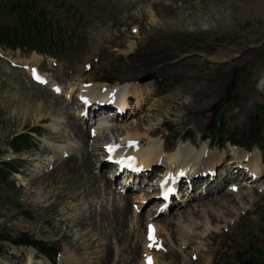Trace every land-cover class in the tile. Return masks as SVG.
Here are the masks:
<instances>
[{
	"label": "rangeland",
	"instance_id": "rangeland-1",
	"mask_svg": "<svg viewBox=\"0 0 264 264\" xmlns=\"http://www.w3.org/2000/svg\"><path fill=\"white\" fill-rule=\"evenodd\" d=\"M36 1L52 23L58 42L55 56L0 47V159L16 157L8 146L15 134L34 126L44 130L42 136L31 133L37 147L22 154V167L10 177L14 186L0 182V264H68L63 259L66 251H73L74 259L81 257L79 264H146L147 257H151V264H240L239 258L251 254L255 258L264 252V165L253 183L240 174L227 180L224 172L225 167L232 166L226 163L234 159L233 146L201 140L207 135L211 108L226 93L229 101L222 114L233 135L242 133L255 107L264 104V0ZM27 59L29 64L19 63ZM31 67L48 76L49 84L55 83L60 91L33 81ZM146 74H154V79L140 82ZM135 83L141 89L130 94L115 119L109 121L100 112L94 120L91 111L82 113L78 98L89 95L93 85L106 86L108 97L110 92L120 93ZM72 121L79 122L84 137L71 128ZM167 126L172 129L167 130ZM144 128L153 132L145 133ZM131 132L142 135L138 144L141 150L153 141L162 142L163 162L167 152L184 144H191L197 152L209 144L194 157L208 150L212 158L218 155L224 159L214 171L203 173L212 179L206 187L212 189L210 193L201 194L203 180L183 182L188 188L182 186L184 193L171 203L170 210L152 218L160 226L158 242L155 240L158 249H150L144 224L151 208L158 205V198L152 195L157 192L153 183L163 170L161 164L150 175L156 176L152 182L143 170L123 189L125 192L112 178L108 188L98 193L75 196L76 178L81 188L87 189L81 182L85 174L79 166L83 147L92 155L91 170L99 176L105 168L101 165L105 146L111 144L106 147L127 153L129 147L124 144ZM70 154L75 156L78 170L64 173L60 164ZM105 174L108 181L109 171ZM238 183L244 197L240 203L238 198L231 203L223 193ZM126 195L129 205L124 207ZM198 195L199 209L205 203L226 201L220 210L225 211L224 219L229 222L209 216L219 227L208 229L199 213H194L199 222L196 228L184 221L181 216L197 208L192 199ZM187 202L191 210L186 208ZM100 203L124 210L116 219L100 221L98 227L108 237L103 241L107 244L85 240L75 245L76 233L91 227H76V221L93 208L98 210ZM26 237L58 249L54 262L31 247L14 244V240Z\"/></svg>",
	"mask_w": 264,
	"mask_h": 264
},
{
	"label": "bare ground",
	"instance_id": "bare-ground-1",
	"mask_svg": "<svg viewBox=\"0 0 264 264\" xmlns=\"http://www.w3.org/2000/svg\"><path fill=\"white\" fill-rule=\"evenodd\" d=\"M30 61L31 60L28 61V59H27V60L19 61V63L20 64H29ZM43 77L45 79V85L49 84L50 79L48 78V76L44 75ZM49 87L51 89H53L55 92L60 91L59 86H57L55 83H52L51 85L49 84ZM141 87L142 86L135 83L132 86L124 88V90H122L120 93H118L119 99H121L120 101H124V102L117 103L118 106L120 108H124L126 106V104L128 103V102L126 103V101L130 98V94H132V95L135 94L137 91H139L141 89ZM105 90H106V86H103L101 84H98L96 86V84H95L90 88V94L85 97V102H87L89 104L88 110L91 111V113L94 117V120H95V118H97L99 116L98 113H100L101 111L109 110V105H107V103H106L108 98H107V94H105ZM118 106L116 105L115 109ZM82 107H83L82 109L84 110V106H82ZM69 125L71 126V128L75 131V133L78 136L84 137L83 133L80 131L79 122L72 121L71 123H69ZM115 130H117V129H115ZM152 132H153V130L150 128L145 129V133H152ZM140 136H142V135H140ZM140 136L138 133H132V132L127 133V141L131 140V139H136V141H137L136 142L137 144H135L132 147H129L127 154L131 153L129 155H132V157L135 159L137 165L141 166L142 169L147 170L146 174H147V178L149 181L152 182V180H153L152 178L156 177L155 175H153V177H150V175L152 174V172H154L153 170H155V168L159 167L161 164L163 166V171H161L160 173H157V174H159V178H166V175L169 176V179L166 180L167 186H170L172 184V177L173 176H181L182 174H184L185 178L183 179V181L181 180V183H179V191H180V189H182V186H184L182 184V182L186 183L187 178L190 179V182H192L193 180H197L199 178L200 181L203 180L202 181L203 184L201 186H204L203 190L201 191V194L203 195L204 193H207V192L210 193L211 192L212 189L207 190V188H206L209 185H211V181H212V179H210L211 177L206 178L204 176L203 177L205 179L204 180L202 178V175L204 172L214 171V169H216L218 164H222L224 161L223 156L220 157L218 155H215V157L212 158L210 155V152L208 150H206V152L202 156L194 157V155L196 153H198L199 151H200L199 153H201V151H203V149H207L209 147V144H207L206 146H202V149L199 150L198 152H197L196 148L193 147L191 144L190 145L188 144V146H186L185 144H184V146H177L175 150H173L171 152H167L166 162H163V160L161 158L162 151H163L162 142L156 143L155 141H153L152 142L153 144H151L150 147L141 150L138 147V144L140 141L139 140ZM140 139H141V137H140ZM124 145L126 146V144H124ZM110 147H112V146H110ZM191 150H195V151H193L194 154L192 152L185 154L186 151H191ZM232 150H233L232 155H233L234 159L229 160V162L226 163L227 165L232 164V166L231 167L230 166L225 167V169L227 171L224 172L225 174L227 173V175H226L227 180L228 179L230 180V178L234 179L235 178L234 175L236 176V175L240 174L243 176L242 178L244 180H246V182L253 183L254 179L255 178L258 179V177L262 174V170H263L262 169L263 164L261 162V157L258 156V151L256 149H253L252 151H245L244 149H240V148H237L234 146H233ZM113 152H115V155L110 157V159H111L110 162H112V159L117 157L118 155L125 157L124 155H122L120 153L118 154L117 150H115V149ZM169 154L172 156H169ZM198 154H196V155H198ZM103 157H105V156H103ZM74 158H75V156L70 154L67 158H65L61 161L60 165L63 166V169L65 170L64 173L66 171L69 173H74L75 171L78 170V166H77V164H75L76 158L75 159ZM79 158H80V160H79L80 171L82 170L85 174V175H83L81 182L83 185H85L87 187V189L81 188L80 183H79V179L76 178V180L73 181L77 185L75 187L76 191L78 190L76 192L75 196H85V195H89V194H95V193L100 192L102 190V188L103 189L108 188L109 183L112 181L111 179L113 178V175L109 174L110 175L109 178L107 177L109 180L107 181L105 179V177H106L105 173L108 171L110 172V169L108 166L110 163L103 162L101 164L102 167L103 168L105 167V168L101 169L102 173H100V175L98 176V175H95L93 173V171L91 170V168L93 166V158H92V155L90 153L86 152L85 147H83L82 155ZM243 161H245V163H243ZM234 163H236V166H234ZM240 164L242 165L241 167L245 168V172L240 169ZM53 169H55V168H53ZM53 169L51 170V173H55V171H53ZM135 178H136V176L134 177V175H133L132 178L128 177L124 181L125 182L127 181V184H129L130 181H133ZM101 181H103V182L101 183ZM238 184L239 185H237V186H230L229 190L227 192L223 193V195L229 196V202H231V203H234L236 201L235 199H237V198L239 199L238 203H240L241 198L244 197L243 194L240 193V191H239L241 188L240 183H238ZM155 185L157 188L158 183H156ZM119 187H120V184H119ZM179 191H177V192L179 193ZM158 193H159V191L157 189V192H155V194H153L152 196L157 198ZM206 195L207 194H205L203 196V198H205ZM199 199H200L199 195L197 198L192 199V201H194V207H197L199 205V202H200ZM124 200H125L124 207H127L129 205V195H126ZM211 202H213V200H211ZM225 202L226 201L219 202V203L217 202L216 204L218 206H216V204L213 205V203H212V205H207L205 203V205H203V207H201L200 209L198 207L195 209V211L192 209V211L190 213H188L186 215V217L185 216H181V217L186 218V220H184V221H189L191 224L194 225L193 228H196L199 225V222L194 219L195 218L194 213L202 214L205 218V220L203 221L204 225L208 229H211L213 227V228H216L215 230H217V228L219 227V224L218 223L213 224L212 222H210L209 216L214 217V218L218 219L219 221H221V220H223L225 222L228 221V219L227 218L224 219V216H223L225 211L220 210L221 207L225 206ZM111 203H114V199H112ZM162 206H164V205L158 203V205H156L155 209L151 208V213L149 214V217L144 224L146 226V230L148 229L147 233L149 231H152L153 233H155V237L153 240H147L146 239L147 242H149V243L151 242L152 244L156 243L155 240L157 239V235L160 232V226L157 225L156 223L152 222V218L156 216V215H154L155 212L159 211V214H157V215L160 216V215H165L170 210V207L167 206V208L162 211V210H160V208H162ZM240 206L242 207V205H240ZM187 207H188V209L191 208L190 202L186 203V208ZM228 207H229V205L226 206V208H228ZM98 208H99L98 210H96V207L93 208L92 210L89 211V214L84 215V216L82 215L83 217L80 218L79 221H76L78 224L76 227H79V226H81V227L91 226V227H90V231H87V230L81 228L76 233L75 245L77 243H79L81 241H85V240H91V241H98L99 240L98 242L102 241L101 244H104V243L107 244V241L104 243H103V241H104V239H106L108 237H106V235L101 232L102 229H100V227H98V226L101 224L102 221H104L110 217H114V219H116L118 214H121V212H122V214L124 213V210L119 211L118 209H116L114 207V204H112L110 207H104L100 203ZM244 208L246 209V207H244ZM238 213L239 212L237 211V214ZM181 221H183V220H179V219L177 220V222H181ZM97 222H98V224H97ZM108 235L109 234H107V236ZM111 235H110V237H112ZM104 236H105V238H104ZM115 236H117V235H115ZM113 237H114V235H113ZM191 238L192 237H190V235H189L188 239L191 240ZM98 242H95V243L97 244ZM89 243H90V241H89ZM97 245H99V244H97ZM108 245H109V243H108ZM107 246L105 245L104 248L107 249ZM110 247H112V246H110ZM87 248H89V247L87 246ZM92 249H94V248L92 247ZM105 249H103V250H105ZM95 251L98 252V250H95ZM72 252L73 251H71V252L66 251V253L63 254V259L65 260L64 262H66V263L68 262V264H79L81 262V260H80L81 257H80V259L79 258L74 259ZM91 253H92V251H91ZM108 255H109V253H108ZM104 256H105V254H104ZM35 263H37V261ZM94 263H96V262H94ZM27 264H32V263L27 261Z\"/></svg>",
	"mask_w": 264,
	"mask_h": 264
},
{
	"label": "trees",
	"instance_id": "trees-1",
	"mask_svg": "<svg viewBox=\"0 0 264 264\" xmlns=\"http://www.w3.org/2000/svg\"><path fill=\"white\" fill-rule=\"evenodd\" d=\"M58 42L54 36L53 26L48 18L47 11L40 7L36 0H0V47L9 50L20 49L26 52L35 51L39 54L54 55ZM227 93L211 108L212 118L206 127L209 139L216 145L224 146L226 143L237 145L246 149L257 147L262 153L264 164V104L255 107L247 120L242 133L234 135L227 129V123L223 113V106L228 103ZM190 105V104H188ZM168 130L172 126L166 127ZM41 127L34 126L25 133H19L11 137L8 146L17 155L10 160L0 159V182L6 186L12 174L17 173L22 167L21 155L36 149V140L30 134L41 136L44 132ZM30 132V133H29ZM178 134H175L177 138ZM16 245L30 246L40 254L53 262L57 257L58 249L40 240L26 237L14 240ZM240 264H263L264 252H260L254 258L249 255L246 259H240Z\"/></svg>",
	"mask_w": 264,
	"mask_h": 264
},
{
	"label": "water",
	"instance_id": "water-1",
	"mask_svg": "<svg viewBox=\"0 0 264 264\" xmlns=\"http://www.w3.org/2000/svg\"><path fill=\"white\" fill-rule=\"evenodd\" d=\"M154 78V74H146L143 78L140 79V82L150 81Z\"/></svg>",
	"mask_w": 264,
	"mask_h": 264
}]
</instances>
